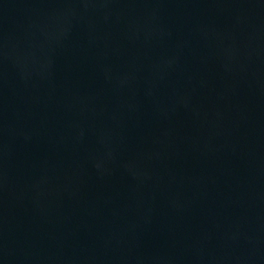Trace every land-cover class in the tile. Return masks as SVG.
Returning <instances> with one entry per match:
<instances>
[{"label": "water", "instance_id": "1", "mask_svg": "<svg viewBox=\"0 0 264 264\" xmlns=\"http://www.w3.org/2000/svg\"><path fill=\"white\" fill-rule=\"evenodd\" d=\"M0 264H264V0H0Z\"/></svg>", "mask_w": 264, "mask_h": 264}]
</instances>
